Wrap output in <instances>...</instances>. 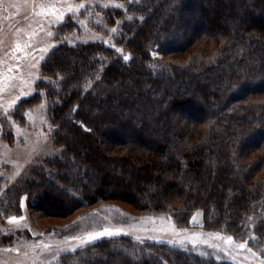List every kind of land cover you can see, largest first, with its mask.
I'll return each mask as SVG.
<instances>
[{"label": "trees", "instance_id": "obj_1", "mask_svg": "<svg viewBox=\"0 0 264 264\" xmlns=\"http://www.w3.org/2000/svg\"><path fill=\"white\" fill-rule=\"evenodd\" d=\"M124 5L106 10L109 42L66 41L43 64L62 150L17 191L56 217L121 200L186 226L202 209L207 228L264 245V0ZM134 246L104 238L59 264H237L191 247Z\"/></svg>", "mask_w": 264, "mask_h": 264}, {"label": "rangeland", "instance_id": "obj_2", "mask_svg": "<svg viewBox=\"0 0 264 264\" xmlns=\"http://www.w3.org/2000/svg\"><path fill=\"white\" fill-rule=\"evenodd\" d=\"M126 1L129 0H0V264H59L64 253H74L104 238L120 235L133 239L135 248L146 243H167L184 249L191 247L204 255L237 264H262L264 245L207 228L202 209L194 211L186 226L180 225L170 213L146 212L121 200L88 204L68 216L56 217L32 209L28 195L17 191L37 165L62 150L55 140L49 98L39 86L48 79L43 64L66 41L103 39L109 42L108 25L111 24L105 23L106 10L117 8L116 5L126 10ZM80 4L85 7L71 18L65 15L63 23L60 22L61 12L66 13L69 6L75 8ZM42 8L44 14L37 15ZM97 24L100 30L95 28ZM103 29L109 32L105 34ZM46 48L47 52L41 51ZM153 54L159 56L156 50ZM37 92L43 95L39 100L25 102ZM13 216L25 219L17 226L8 222ZM194 217L196 222H192ZM105 227L119 229L121 234L106 236L82 247L79 240L73 239L84 237L88 232H100ZM194 233L204 234L200 239L208 243L184 246L169 243ZM216 233L231 236L233 244L208 235ZM3 237L7 239L4 241ZM241 243L246 244L244 249L233 246ZM45 244L50 247L45 249ZM213 244L220 247H211Z\"/></svg>", "mask_w": 264, "mask_h": 264}, {"label": "snow or ice", "instance_id": "obj_3", "mask_svg": "<svg viewBox=\"0 0 264 264\" xmlns=\"http://www.w3.org/2000/svg\"><path fill=\"white\" fill-rule=\"evenodd\" d=\"M109 5H105V7H108ZM117 7H122V5H116ZM85 7L84 4H80L78 5L77 7L73 8L71 6H69L66 10V13L65 12H61L60 13V17H59V20L61 23H63L64 21V17L65 15L68 16V18H71V15L73 13H76V12H79L80 9H83ZM56 10L53 9V12H55ZM44 14V11H43V8L41 10L40 13H37V15H42ZM111 31L115 32L116 29H112ZM48 35H53L52 33H48ZM52 47H55V45H52ZM19 49V45H17V50ZM42 52H47L48 49H41ZM130 58V56H123V59L124 60H128ZM22 98V97H21ZM43 107V106H42ZM9 108H11V105H9ZM8 109H5V112H7ZM19 131V130H18ZM25 217L21 216L19 218L13 216V217H10L9 219V223L10 224H16L17 226H19V222L24 220ZM192 222H196L195 220V217L193 218V221ZM121 234V230L117 229V230H112L110 228H103L102 231L100 232H88L84 237H73V239H77L80 241V245L79 246H84L85 244H88V243H92L94 242L95 240L97 239H100V238H103V237H106V236H114V235H119ZM177 235H179V233H177ZM204 234L202 233H194V234H191V235H185L184 237H182L180 240L178 241H169V243H172L174 245H178V246H184L186 243H191L193 245L197 244V243H205L207 244L208 243V240H201L200 237L203 236ZM210 238H215V239H218V240H223L225 243H228V244H233V238L231 236H228V237H222L219 233H216V234H208ZM255 237H253L254 239ZM137 240H141V237L137 236L136 237ZM211 247H220L219 245H216V244H213V245H210ZM235 248H238V249H244L246 247V244L245 243H241V244H235L233 245ZM36 247H40V245H36ZM43 247L45 249H48L50 246L49 245H43ZM68 251H75V249H68ZM248 251H251V249H248ZM255 255V254H253ZM262 264H264V262H262Z\"/></svg>", "mask_w": 264, "mask_h": 264}]
</instances>
